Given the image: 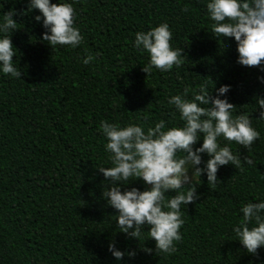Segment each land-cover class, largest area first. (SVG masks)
<instances>
[{"label":"trees","instance_id":"16d2710c","mask_svg":"<svg viewBox=\"0 0 264 264\" xmlns=\"http://www.w3.org/2000/svg\"><path fill=\"white\" fill-rule=\"evenodd\" d=\"M69 2L83 40L52 49L33 19L38 10L27 12V0H0V16L16 12L11 40L22 73L20 79L0 73V264H264V249L248 254L232 231L240 208L264 199V121L255 104L264 98L257 79L264 72L236 63L234 40L211 34L204 0ZM160 23L168 24L183 62L146 74L149 56L133 47L135 33ZM88 54L94 59L84 65ZM205 81L209 89L230 84L233 115L247 113L260 135L248 148L218 138L240 166H221L215 186L204 175L192 180L199 198L181 208L182 239L172 254L156 253L147 227L139 240L118 232L116 210L102 198L106 185L97 167L111 163L100 122L137 123L145 131L161 119L166 128L182 126L168 97L188 89L191 98ZM124 187L145 185L137 179ZM110 241L134 249L135 257L117 262Z\"/></svg>","mask_w":264,"mask_h":264},{"label":"clouds","instance_id":"9594fccd","mask_svg":"<svg viewBox=\"0 0 264 264\" xmlns=\"http://www.w3.org/2000/svg\"><path fill=\"white\" fill-rule=\"evenodd\" d=\"M204 3L212 21L211 34L223 41L234 40L238 53L236 63L256 66L264 72V0H204ZM34 9L39 14L33 19L44 29L41 39L52 49L58 45L76 48L81 44L83 37L75 26L76 13L69 0H27L26 11ZM14 15L15 10L10 9L0 16V73L20 79L21 70L13 59L18 50L11 40L18 24ZM171 39L167 23L135 33L133 47L146 51L149 56L142 69L146 74L153 68L167 72L181 66L183 50L172 47ZM93 59L88 54L80 62L87 65ZM257 79L264 84V76ZM230 90V84L216 88L215 83L209 89L205 81L198 90H192L191 98H188V89L169 96L167 102L179 113L182 126L166 128V122L161 119L145 131L142 124L121 126L100 122L99 131L105 138L104 151L111 166L97 168L106 185L102 198L116 210L112 217L118 232L139 240L147 227L148 236L155 241L156 253L175 252V243L182 239L181 208L199 198L192 177L204 175L207 183L215 186L220 182L217 171L221 166L241 164L238 155L228 144L221 146L218 138L244 148L259 138L247 113L233 115L235 106L227 96ZM255 104L259 112L257 119L264 121V98L257 96ZM197 142L199 146H195ZM202 154L208 159L202 160ZM245 162L252 163L247 159ZM137 179L143 181L144 190L137 187L121 190ZM169 192L174 194L166 195ZM240 212L242 219L232 231L244 250L257 256L258 249H264V199L244 204ZM108 251L117 262H122L125 256L131 259L136 255L134 249L120 250L114 241L108 243Z\"/></svg>","mask_w":264,"mask_h":264},{"label":"rangeland","instance_id":"374dc122","mask_svg":"<svg viewBox=\"0 0 264 264\" xmlns=\"http://www.w3.org/2000/svg\"><path fill=\"white\" fill-rule=\"evenodd\" d=\"M195 177H196V176H193V177H192V180H194V179H195Z\"/></svg>","mask_w":264,"mask_h":264}]
</instances>
